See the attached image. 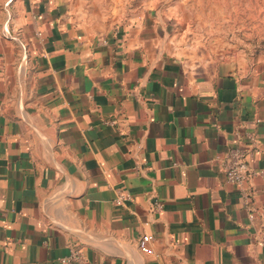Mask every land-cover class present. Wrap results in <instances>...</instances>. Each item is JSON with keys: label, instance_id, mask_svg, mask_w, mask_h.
<instances>
[{"label": "crops", "instance_id": "crops-1", "mask_svg": "<svg viewBox=\"0 0 264 264\" xmlns=\"http://www.w3.org/2000/svg\"><path fill=\"white\" fill-rule=\"evenodd\" d=\"M70 4L0 0V264H264V57Z\"/></svg>", "mask_w": 264, "mask_h": 264}, {"label": "rangeland", "instance_id": "rangeland-1", "mask_svg": "<svg viewBox=\"0 0 264 264\" xmlns=\"http://www.w3.org/2000/svg\"><path fill=\"white\" fill-rule=\"evenodd\" d=\"M77 20L99 33L145 12L165 14L195 44L264 57V0H69Z\"/></svg>", "mask_w": 264, "mask_h": 264}, {"label": "built area", "instance_id": "built-area-1", "mask_svg": "<svg viewBox=\"0 0 264 264\" xmlns=\"http://www.w3.org/2000/svg\"><path fill=\"white\" fill-rule=\"evenodd\" d=\"M253 143L254 142L251 139V143L249 146L231 148L225 152L222 159V170L226 183L234 185L236 187H240L244 180L248 177L249 169L247 162L253 151ZM258 175H260L262 179H264L263 172H258ZM127 199L128 196L126 194L118 193L117 197L114 200V203L117 205H121ZM161 209L162 206L160 203L153 204L152 211L158 212ZM151 241L152 237L147 234L140 236L137 240V247L139 251L145 255H151L153 253L150 246ZM65 262H67V260H65Z\"/></svg>", "mask_w": 264, "mask_h": 264}]
</instances>
